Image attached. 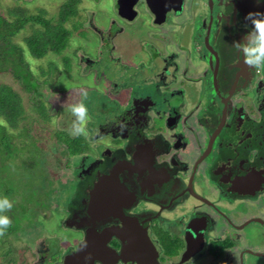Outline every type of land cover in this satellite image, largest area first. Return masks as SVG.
<instances>
[{"label":"flooded vegetation","instance_id":"flooded-vegetation-1","mask_svg":"<svg viewBox=\"0 0 264 264\" xmlns=\"http://www.w3.org/2000/svg\"><path fill=\"white\" fill-rule=\"evenodd\" d=\"M68 1L60 0L53 13L42 9L56 19ZM258 1L263 0H116V12L128 23L145 12L140 46L148 49L151 64L130 72L136 61L113 52L118 34L111 29L110 43H103L110 44L111 62L131 79L125 77L124 87L109 83L101 92L121 103L120 115L89 138L73 137L69 129L52 131V148L65 156L66 166L68 154H95L89 164L70 166L80 197L73 192L64 205L50 199L45 187L60 191L64 183L58 177L57 186L49 183L48 157L40 147L30 152L39 154L36 159L22 162L17 156L19 172L23 167L30 173L38 159L43 171L37 196L18 205L16 234L32 232L20 231L32 215L43 220L57 215L77 233L67 246L54 227L38 228L44 247L40 264H52L51 257L53 264H64L79 246L80 257L68 264H264V68L249 67L232 47L250 26L246 10ZM83 3L76 0L79 28L85 29ZM110 23L115 29L123 25ZM99 28L104 26L85 29L81 38L88 40ZM62 55L58 79L88 65L76 68L77 58ZM57 71L49 72L57 76ZM136 73V85L146 86L140 92L133 85ZM30 93L39 97L32 107L45 104L43 92ZM66 139L78 140L80 150L70 153ZM4 156L0 168L13 169ZM18 189L20 194L25 186Z\"/></svg>","mask_w":264,"mask_h":264},{"label":"rangeland","instance_id":"rangeland-1","mask_svg":"<svg viewBox=\"0 0 264 264\" xmlns=\"http://www.w3.org/2000/svg\"><path fill=\"white\" fill-rule=\"evenodd\" d=\"M1 2L4 8L6 6H14L16 3L21 4V6L28 7V9L31 11H35L37 8H47L50 13L55 12V7L60 5V0H56L55 2L50 0H1ZM115 4L116 0H98V2L93 6V1L84 0V3L80 5V16L86 27L85 29H92L94 26H104L103 29L99 28L98 31H90V37L88 40L82 38L80 39V37L76 36L75 39L72 40L71 45L64 51L65 54L72 56V60L74 57L75 59L77 58L76 60H73L74 67L77 68V66H79L80 68H83L85 62L88 63L87 67L83 68L82 71L76 70L71 72L70 76L62 75L61 78L58 79V76L60 75L59 70H63L62 66L64 64L61 55L48 54L45 58L40 60L30 58L29 55H26V58L30 61V68L33 74L39 78L38 81L40 90L44 94V96L41 98L45 101L46 107H49V109H47V113L50 115V122L46 121L44 125H41V123L37 122L40 120L38 119L36 113L32 111V105L37 103L39 98L38 96H34L31 93H26L22 88L21 83L16 81L10 73H0V82H6L13 85L22 94L25 109L27 110L29 117L32 115L33 120H36L31 123L32 128L30 130L32 135L36 137L35 141L33 136L29 134V136L24 137V140L21 138L13 140V145H22V150H28V152H24L22 150L19 151L18 155L20 158L29 156L36 159L39 154L36 152L30 153L31 150L35 148V146L44 150L46 156L48 157L46 173L48 174L49 178L53 179L52 181L49 180V183L52 182V184L54 183L55 186H57L58 181H55L57 177L64 183V186L60 187V191L54 189L52 186L45 188H49L48 193H50V199H54L56 202H59L63 205L70 201L71 194H77L79 197L81 195V191L76 193L77 187H75V182L77 178L75 176L74 182H71V179L73 178L71 167H73L74 170L76 167H79L82 164H89L91 161V155L95 154L91 153L90 155L87 153L85 157L79 156L78 154L74 156L68 154L66 157L71 159V167L66 166L64 163L66 159L65 156H59V153L54 152V149L52 148V146L56 143L52 131L69 129L71 116L68 112V105L75 100L80 99V90L84 89L88 93L87 98L84 100V103L89 110L88 128L93 134H98V126L101 123L107 124L119 116V112L120 110L122 111L123 107L121 103L111 99L109 95L102 94V89L108 91L109 83H111L112 86L117 85L124 87L126 83L125 77L131 79L129 75H125V77H123L121 68L114 65V62H111L112 57L109 54L110 44L108 46L105 45L110 43L109 39L106 38L110 37L108 36L107 32L110 34L112 29L114 34H118V36H115L111 42L114 46L113 52H115L117 55L122 54L125 57H132L133 60L136 61L132 63L133 67L130 68V72H133L135 68L142 67V69H145V65L148 66L151 64L148 49L146 47L143 48L140 46V42L146 32V28L141 27L142 18L146 20L143 17L146 16L145 12L141 9L140 11L142 16L138 14L134 21L128 23L118 15L115 9ZM50 13L49 15H51ZM111 21H114V23L117 24H123L121 29H115L116 25H111ZM109 25L113 27L108 28ZM25 34L17 35L15 37V41L19 44L23 43L22 38ZM136 37L139 39L136 44H133L132 40ZM79 49L80 51H78ZM50 61H53L52 63L58 68L57 76L54 75L55 73L52 74L50 72H48V74L45 76L40 73V67L47 70L48 62ZM139 77L140 73H136L135 78L137 79H135V83H133V85L139 83ZM43 80L46 82L45 84H42ZM78 87L80 89L77 90ZM136 87V91L140 92L139 90H143L146 86L145 84H140L136 85ZM29 119L31 120V118H28V120L25 122L29 121ZM31 161L35 162L33 160ZM7 162H10V160H7ZM16 163L19 165L21 163L20 159H15V164ZM36 163L37 164H34V166L30 168L32 169L30 173L33 174L31 175L33 177L32 182L26 177L25 174V172H28V169L23 170V167H21L20 172L18 169H16V174H13V171L7 168V166L0 168V185L2 190H4V188L10 189L13 186L17 187V191L15 192V195H13L14 197H9L10 199L15 200L14 206L12 208L15 213L18 212V205L23 203H31L34 197L37 196L36 193L40 185L37 187H35V185L41 183L40 175L42 174L43 169L40 165H38L41 164L40 159H38ZM89 178L90 177H88V180ZM66 180L69 181L66 182ZM84 182H86V180H84ZM20 186H25V189L22 190H25L24 193L27 199L23 197L22 190L19 194L18 187ZM27 200L30 201L27 202ZM34 204L35 203H32L31 207ZM56 212L58 215L63 213L61 207H59ZM31 217L35 219H32V221L26 222L25 224L21 223L20 229V231L24 232L26 231V228H33L31 233L26 235L17 234L16 236L14 235L13 237L7 238L4 241L0 239V244L2 243L1 245L10 246L13 248V255L11 254V257L15 262L9 264H40L42 262L40 252L41 247H44L41 243L42 239H39V237H41L43 234H35L38 228L40 230H44L52 226L56 230V236L62 239V243H64V245L68 246L73 244V239L77 235L76 231L71 228H66V226L62 225L59 219L57 220V215L45 220L42 218L39 219V217L36 215H32ZM55 242L56 241H53V243ZM2 258L3 256L0 254V260ZM53 258L54 257H51L50 260L52 261V264ZM3 264H7V262H4Z\"/></svg>","mask_w":264,"mask_h":264},{"label":"trees","instance_id":"trees-1","mask_svg":"<svg viewBox=\"0 0 264 264\" xmlns=\"http://www.w3.org/2000/svg\"><path fill=\"white\" fill-rule=\"evenodd\" d=\"M77 14L76 0L65 3L60 8L56 19L48 18L42 8L31 11L28 7L16 3L14 6L4 8L0 0V73H10L16 81L21 83L26 93L41 94L39 78L33 74L26 55L33 59H41L48 54L62 55L76 36L85 38L87 32L85 29L79 28L82 24L77 19ZM19 34H25L22 38L23 43L20 44L15 41V37ZM52 67L56 66L51 63L47 70L40 67V73L45 76ZM43 82L45 81L43 80ZM32 110L40 120L37 121L38 123L44 125L48 121L47 107L42 101L37 107L33 106ZM28 118L31 120L25 122ZM34 121L36 120H33L32 115L29 117L25 109L22 94L13 85L0 82V155H5L4 158L10 160L13 174H16L15 159H17L19 150L22 149L21 146L13 145V140L17 139L18 135L21 137L32 135L30 130L31 123ZM61 133L58 131V135ZM77 141L65 140L72 154L80 150L76 146ZM24 159L21 158V161L23 162ZM25 174L31 181V173L25 172ZM16 191V186L2 190L0 185V193L6 194L8 197L15 195ZM7 215L12 219V223L6 233L0 236L2 241L13 237L18 229L14 210L11 209ZM1 244L0 254L3 258L0 260V264L15 262L11 257L13 248Z\"/></svg>","mask_w":264,"mask_h":264},{"label":"clouds","instance_id":"clouds-1","mask_svg":"<svg viewBox=\"0 0 264 264\" xmlns=\"http://www.w3.org/2000/svg\"><path fill=\"white\" fill-rule=\"evenodd\" d=\"M246 19L250 21V26L243 34L242 39L233 41L235 48L243 62L255 69L264 68V12L259 10L246 13ZM80 99L68 105V112L71 116L69 134L73 137H90L89 110L84 100L87 98V91L80 90ZM14 199H10L6 194L0 193V236L4 235L12 223V219L7 213L13 208Z\"/></svg>","mask_w":264,"mask_h":264},{"label":"water","instance_id":"water-1","mask_svg":"<svg viewBox=\"0 0 264 264\" xmlns=\"http://www.w3.org/2000/svg\"><path fill=\"white\" fill-rule=\"evenodd\" d=\"M248 8L249 9L246 10V13H248L249 11H256V10L264 12V0L256 2V7H254V8L248 7ZM248 22H250V21L248 20ZM79 248L81 249V246H79ZM79 248H78V250H79ZM78 250H77L76 253H73L70 256H67L65 258L64 264H68L69 262H71V258L72 257H75L76 255H79V251Z\"/></svg>","mask_w":264,"mask_h":264},{"label":"bare ground","instance_id":"bare-ground-1","mask_svg":"<svg viewBox=\"0 0 264 264\" xmlns=\"http://www.w3.org/2000/svg\"><path fill=\"white\" fill-rule=\"evenodd\" d=\"M77 257H80V255H76V256L74 257V259L77 258Z\"/></svg>","mask_w":264,"mask_h":264}]
</instances>
